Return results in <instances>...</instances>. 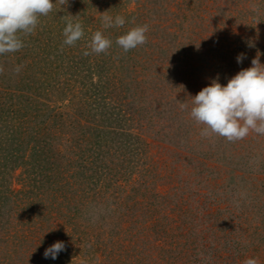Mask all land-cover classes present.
<instances>
[{"label": "rangeland", "instance_id": "rangeland-1", "mask_svg": "<svg viewBox=\"0 0 264 264\" xmlns=\"http://www.w3.org/2000/svg\"><path fill=\"white\" fill-rule=\"evenodd\" d=\"M105 11L126 24L103 29ZM69 14L85 37L61 48ZM133 19L149 25L148 42L125 53L115 39ZM97 30L113 45L84 56ZM25 44L0 56V180L17 201L0 234L31 240L30 217L54 216L60 227L78 202L66 240L38 241L44 251L70 244L58 264H264V135L203 137L189 115L212 80L225 86L258 52L264 64V0L57 2ZM155 218L169 230L157 243L174 257L144 238Z\"/></svg>", "mask_w": 264, "mask_h": 264}, {"label": "clouds", "instance_id": "clouds-1", "mask_svg": "<svg viewBox=\"0 0 264 264\" xmlns=\"http://www.w3.org/2000/svg\"><path fill=\"white\" fill-rule=\"evenodd\" d=\"M61 6L68 4V0H0V56L21 51L25 46V38L33 35L40 24L41 17H47L55 8L56 3ZM72 15L66 18L63 28L64 37L61 48L75 46L84 39L85 30L79 20H73ZM103 29L121 28L126 24L122 15L115 17L101 15ZM115 39V44L127 53L148 42V24H135ZM113 45V40L102 31L92 33L86 43L84 56L92 54H107ZM254 44L249 43V47ZM260 53L251 61V66L241 69L231 77L225 86L214 79L191 97L189 115L197 125H202L201 136H219L228 142H236L246 138L251 133L264 135V64L260 62ZM244 54L237 56L241 63ZM20 65L14 71H21ZM0 66V73H3ZM187 108V104H184ZM65 250L62 241H57L45 249L44 257L56 259ZM243 264H258L256 258H247Z\"/></svg>", "mask_w": 264, "mask_h": 264}, {"label": "trees", "instance_id": "trees-1", "mask_svg": "<svg viewBox=\"0 0 264 264\" xmlns=\"http://www.w3.org/2000/svg\"><path fill=\"white\" fill-rule=\"evenodd\" d=\"M103 77V76H102ZM101 77V78H102ZM88 87V88H87ZM86 88V91H90L91 92V89L95 91V94H93L96 98L97 96H99V94L96 93L97 91V87H95V84L93 81H91V84L90 86H87ZM98 92V91H97ZM100 92V91H99ZM97 94V96H96ZM8 154V153H7ZM5 154V163L9 162L11 159L7 158L8 155ZM16 154V153H15ZM12 155V154H11ZM18 156V157H17ZM15 156V160L14 161H20L22 162V159L23 157L20 156V155H17ZM9 164H5V167H8ZM3 181L0 180V232H2L5 227L8 225V222L9 220L7 218H9V213L11 210H14L15 209V205L17 204V201L16 199L14 198H11L12 196L11 195H8L7 194H3L2 191L4 189H9L10 190V186L9 188L6 187L5 184H2ZM82 184L83 186L85 187V183L84 181H82ZM80 184H79V187L80 188ZM82 188V187H81ZM76 189V188H75ZM79 189H76V192H78ZM12 192H14V190H11ZM6 192V191H5ZM75 192V191H74ZM28 197H30V195H27ZM68 198V197H67ZM72 199V196H70V198H68L69 201H71ZM70 203V202H69ZM77 204H79L78 202H73V204H68V213H65V217H66V220L65 221H61L60 222V227H58L57 225H59L57 222V217H54V216H43L42 218L40 216H37V219L35 220L34 217H30L27 216L29 218L28 220V229L29 227H34L35 228V232H33V240L31 239H26L25 237H22L21 235H18V234H13L12 236V239H13V242L11 245H9V239L10 237L9 236H6L5 234H0V264H39V261L44 259L46 260L47 262H49L48 264H58L59 261L61 260H64L65 258H67L69 256V254H64V252H60L57 256L56 259H52V258H45L44 257V250L42 248H40V245H39V242L42 243V246L41 247H45V245L47 244V241L49 243H52V241H56L53 236L56 235L57 233H59L61 236H63V239L66 238L68 235L65 234V233H70L69 232V229L67 227H70L69 224H72V225H75V222H72L74 219H75V215L73 214L74 212H72L71 210H74L76 212V215L77 213L80 212V207L77 206ZM72 206V207H71ZM79 207V208H77ZM134 209V208H133ZM7 210V211H6ZM133 214V212H131ZM41 215V214H39ZM74 215V216H73ZM38 217H40L38 219ZM44 221H46V227L43 225ZM157 221V218L154 219V222L152 221L151 223H153L152 226H150L149 229H146L145 230V236L144 237L145 239L147 238L148 243H152L153 245L155 244L156 245V248H160L161 251H162V255L164 257H166L167 255L168 256H171V257H174V251H175V247L174 246H171L170 248H168V251L166 249H164V247L160 246V243H157V241L161 238V236H163V234H167L169 232V230H167V228H165V225H163L162 223H158L155 222ZM231 222L233 220H230ZM49 223V224H47ZM31 224H33L31 226ZM147 224V222H146ZM241 227V225H239ZM159 227V228H157ZM59 228V230H58ZM91 228H88L87 229V232L85 231L84 233H87V236L90 237V234H91ZM133 229V228H132ZM135 229V228H134ZM137 229V228H136ZM142 230H144L143 228H140ZM153 230L152 231H148V230ZM233 229V228H232ZM243 229V228H241ZM252 232L254 231H257L256 230V227L252 226ZM56 230V231H55ZM30 231H33V228H31ZM141 232V230H139ZM138 231V232H139ZM56 232V234H55ZM263 232V231H261ZM261 233H258L257 235H259L257 238L260 239V236L263 235V238H264V232L262 235H260ZM170 235V234H168ZM14 237V238H13ZM66 240V239H64ZM39 241V242H38ZM90 241L91 239L89 238L88 240V248L90 247H93L91 244H90ZM165 241V240H164ZM28 242V243H27ZM63 242V241H62ZM28 244H31L30 246L27 245ZM172 243V242H171ZM38 244V246L36 245ZM170 245V244H169ZM257 243L253 246V249L254 247H256ZM37 247V248H36ZM66 247V246H65ZM70 244H67V247L65 248V250H68L70 251ZM33 248V249H32ZM41 251H39V249ZM91 249V248H90ZM169 252V253H168ZM41 253V256H39ZM167 256V257H168ZM129 257H127L128 259ZM113 263L115 264H118V261L117 260H112ZM66 264V263H65ZM98 264H101L100 262ZM126 264H137L136 263H129L127 262ZM206 264H209V263H206Z\"/></svg>", "mask_w": 264, "mask_h": 264}]
</instances>
